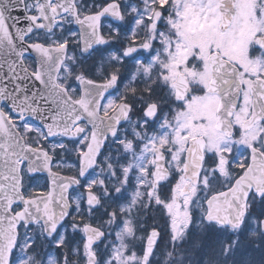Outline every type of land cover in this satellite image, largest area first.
<instances>
[{
    "label": "snow or ice",
    "instance_id": "snow-or-ice-1",
    "mask_svg": "<svg viewBox=\"0 0 264 264\" xmlns=\"http://www.w3.org/2000/svg\"><path fill=\"white\" fill-rule=\"evenodd\" d=\"M126 5L0 0V264H121L119 252L105 251L121 231L142 242V264H181L184 252L175 253L182 248L199 256L197 264H264V43L248 48L258 71L218 62L211 86L193 81L177 99L165 83L168 69H149L139 57L155 60L166 47L165 30L175 29L185 0ZM124 27L131 29L127 40H117ZM194 65L203 70L196 56L188 61ZM141 77L147 83L138 94ZM85 85L101 91L93 95ZM196 94L215 98L223 134L216 148L203 151L198 168L189 166L190 143L183 150L153 147L175 135L168 114L176 105L186 110ZM81 96L89 101L86 109ZM94 142L95 158L74 183L67 174L60 176L65 183L53 180L50 170L82 167ZM121 152L127 163L113 164L111 155L119 161ZM54 185L61 192L50 197ZM253 238L249 248L245 242ZM123 255L136 253L125 244Z\"/></svg>",
    "mask_w": 264,
    "mask_h": 264
},
{
    "label": "rangeland",
    "instance_id": "rangeland-1",
    "mask_svg": "<svg viewBox=\"0 0 264 264\" xmlns=\"http://www.w3.org/2000/svg\"><path fill=\"white\" fill-rule=\"evenodd\" d=\"M137 4L139 7V0H128L129 7L131 4ZM177 4L181 3V0H176ZM176 5H173L175 9ZM257 10L261 11V17L257 16ZM154 15V14H153ZM181 19L175 22V29H166L163 37V43L166 46L160 51V54L155 60H152L147 53L142 54L140 59L146 60V66L151 69L153 65H157L158 68H167L168 75L165 77V83L170 84V91L173 90L172 82L181 75H187L191 82L196 81L204 86H208L211 74L208 65V58L212 52H220L222 56L231 62L242 64L246 71L256 72L259 70L258 65L254 64L248 59L247 53L251 42L255 41L258 36L257 32H264V0H238L237 3V15L233 26L226 33H221L219 30V4L218 0H192L188 3L185 0V6L182 7L180 12ZM104 24L105 35L111 33V29ZM131 31L129 27H124L122 35L117 37V40H127V33ZM142 36L147 35V25L138 29ZM175 31L176 35L171 34ZM155 34V30H152ZM264 37V36H259ZM151 42V40H148ZM112 51L119 53L117 46L112 47ZM167 53L165 55L164 53ZM193 56H196L198 60L203 61V70H196L188 66V61ZM131 63V62H130ZM113 70L116 65H111ZM129 71V67L126 66ZM123 66H121L122 70ZM155 75V72L152 73ZM146 81L141 77L140 82L137 84V88L146 85ZM174 94V93H173ZM168 96V93H165ZM119 97H117L118 99ZM157 102H160L164 97L159 96L155 98ZM170 100V97H169ZM165 100L164 102H169ZM217 103L214 97L205 95L204 97L192 96V99L187 104V109H182L180 105H176L177 114L170 117L171 112L168 114L166 123L171 126L174 131V136H168L164 140L160 141L157 145H154V149H163L165 144L168 147H172L173 144H179L181 150L188 144L189 140L194 137L204 136L207 141V149L211 150L219 145V142L223 139V135L215 130L216 125V107ZM173 118L174 122H179L178 128L175 123L170 124L169 120ZM183 130H187V135H183ZM168 132V128H164L160 132L161 136ZM171 141V143L169 142ZM121 160L117 161L116 156L111 155L110 159L113 164L127 163L124 158L123 152L120 153ZM179 155V153H177ZM133 164H141L143 161L134 159ZM60 169L65 173L76 174L79 168H68L67 166H61ZM108 171L104 169V172ZM92 177L95 178V170L92 172ZM125 200H127V193L125 194ZM84 212L81 210L80 215ZM103 227V225H101ZM123 237L119 247L116 248V240ZM226 237L221 238V242L218 245L223 246V241ZM255 238L249 240L251 245L254 244ZM141 241L133 240L129 241L128 237L123 231L120 236L116 238H109L105 251L117 253L120 255L117 257L121 260V264H141L142 257L140 256ZM125 244L128 245V251H135L136 255L128 258L124 256ZM249 246V245H248ZM70 255V253H69ZM164 259L162 252V261ZM69 264H72L70 260Z\"/></svg>",
    "mask_w": 264,
    "mask_h": 264
},
{
    "label": "water",
    "instance_id": "water-1",
    "mask_svg": "<svg viewBox=\"0 0 264 264\" xmlns=\"http://www.w3.org/2000/svg\"><path fill=\"white\" fill-rule=\"evenodd\" d=\"M219 1H220V11H221L220 30L224 32L233 23L234 16H235V10H236L235 9L236 8V0H219ZM257 43H264V40H258ZM218 62H225V61L221 59V56L219 54L212 55L211 59H210L212 72H213L214 66ZM85 87H86V85H85ZM175 87L178 90V98L181 100L184 99L188 95V93L190 92L189 89H187L185 87H180L178 85H175ZM87 89L93 95H96L101 91V89L94 87L92 85H87ZM80 103L86 109L89 101L85 96H83ZM0 123H2V122H0ZM53 130H55V129H53ZM217 130L220 131V121L219 120H218ZM190 144L192 145V147L189 148V150H188L189 154H190L189 155V166L194 165L195 167L198 168L199 163H200V157L203 154L206 143H205V140L203 138H199V139L191 141ZM98 147H99V145L97 143L94 142L92 144V150L85 157V160L83 161V166L81 167V171L86 170L88 168L89 163L92 160H94L95 153L98 150ZM49 174L53 178V180L56 181L57 183H65V181L60 180L59 175L53 174L51 172V170H50ZM157 175H160V172H158ZM66 181L74 183V181L72 179H69V178H66ZM60 192H61V189L59 187H55V185H54V191H53V193H51V195H59ZM51 195H50V197H51Z\"/></svg>",
    "mask_w": 264,
    "mask_h": 264
},
{
    "label": "trees",
    "instance_id": "trees-1",
    "mask_svg": "<svg viewBox=\"0 0 264 264\" xmlns=\"http://www.w3.org/2000/svg\"><path fill=\"white\" fill-rule=\"evenodd\" d=\"M245 243H247L248 245H251V242L246 241ZM262 248H264V242H260ZM222 245H218V243H214L213 244V248L210 250L211 254L213 256H215V252L217 249H222ZM188 249L187 248H182V249H178L177 252L175 253L176 256H179L180 252H184V260L181 262V264H188V261L191 260L192 264H197V260L199 259V256L197 254H193V255H188ZM224 264H227V262H224Z\"/></svg>",
    "mask_w": 264,
    "mask_h": 264
},
{
    "label": "flooded vegetation",
    "instance_id": "flooded-vegetation-1",
    "mask_svg": "<svg viewBox=\"0 0 264 264\" xmlns=\"http://www.w3.org/2000/svg\"><path fill=\"white\" fill-rule=\"evenodd\" d=\"M140 42H141V43H144V42H145V40H143V39H142Z\"/></svg>",
    "mask_w": 264,
    "mask_h": 264
}]
</instances>
